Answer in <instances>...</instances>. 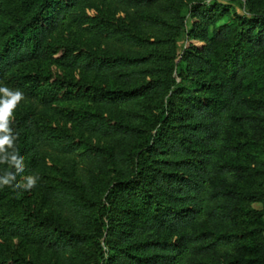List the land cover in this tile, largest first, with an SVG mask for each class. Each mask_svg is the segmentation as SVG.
<instances>
[{
  "label": "trees",
  "instance_id": "trees-1",
  "mask_svg": "<svg viewBox=\"0 0 264 264\" xmlns=\"http://www.w3.org/2000/svg\"><path fill=\"white\" fill-rule=\"evenodd\" d=\"M178 1L0 0V78L39 57L77 71L16 80L40 104L11 119L0 178L38 179L0 186V241L53 249L58 264H264V0L229 21L226 6L184 0L177 55ZM44 148L82 163L45 173ZM0 264L52 263L6 252Z\"/></svg>",
  "mask_w": 264,
  "mask_h": 264
},
{
  "label": "rangeland",
  "instance_id": "rangeland-1",
  "mask_svg": "<svg viewBox=\"0 0 264 264\" xmlns=\"http://www.w3.org/2000/svg\"><path fill=\"white\" fill-rule=\"evenodd\" d=\"M5 3L7 6L11 3V5H15L19 0H7ZM212 8H218L226 6L230 9V14L225 15L220 21H229L232 19L231 14L234 12H239L243 14H247V6L245 0H204ZM178 4L183 8L184 13L188 19L186 28L183 29L177 37V55L180 54L184 47L188 44V31L192 25L193 18L190 16L187 10V2L184 0H179ZM225 7V8H226ZM110 10H114L113 6L107 7ZM90 10V9H88ZM124 16V19L128 22L133 23L135 17L127 12L119 13ZM181 65L178 64L176 67V73L180 72ZM29 72H41V73H59V74H75L76 70H73L71 67H68L64 64L59 63L58 61L52 58H34L21 64H18L6 78H0V86H8L11 89H19L24 93V99L21 100L15 109L13 110L12 119L18 118L23 115L26 111L31 110L35 106L38 105L39 101L31 100L26 95V91L23 90V86H19L16 81L20 76L29 73ZM10 80V82L7 81ZM40 104V103H39ZM56 114L50 116L51 120L60 119L59 121H50L53 124H62L66 119H68L73 112V107L75 102L69 101H58L55 103ZM39 107V106H38ZM63 120V121H62ZM56 122V123H54ZM60 126V125H59ZM43 161L40 165V169L45 173H50L53 175H62L65 177H69L73 172L75 167V159L78 160V163L81 164L82 161L79 159V156L76 153L63 152L58 150H53L50 148H44L42 150ZM257 206L261 207V203H256ZM264 219V218H263ZM6 252H15V253H24L31 257L38 258L40 260H44L46 262H50L52 264H58L64 261L63 256L56 252L53 249H49L37 243H32L24 238L19 237H9L6 239H2L0 241V255Z\"/></svg>",
  "mask_w": 264,
  "mask_h": 264
},
{
  "label": "clouds",
  "instance_id": "clouds-1",
  "mask_svg": "<svg viewBox=\"0 0 264 264\" xmlns=\"http://www.w3.org/2000/svg\"><path fill=\"white\" fill-rule=\"evenodd\" d=\"M24 99V93L19 89H11L8 86H0V152H5L6 147L12 148L14 137L12 135V128L10 122L13 117V110L17 104ZM11 163L16 165V171H23L22 158L18 157L15 152L11 156ZM15 174L8 172L3 178H0V186L7 185L9 187L21 188L30 190L37 183V177L29 176L27 183H16L13 185L15 180Z\"/></svg>",
  "mask_w": 264,
  "mask_h": 264
}]
</instances>
